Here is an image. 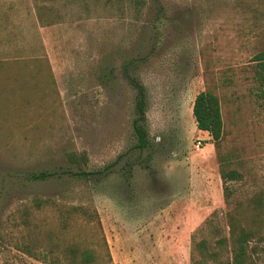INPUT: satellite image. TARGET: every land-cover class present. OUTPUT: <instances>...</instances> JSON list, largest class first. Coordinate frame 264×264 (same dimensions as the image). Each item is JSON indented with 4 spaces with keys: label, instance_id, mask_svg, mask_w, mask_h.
<instances>
[{
    "label": "rangeland",
    "instance_id": "rangeland-1",
    "mask_svg": "<svg viewBox=\"0 0 264 264\" xmlns=\"http://www.w3.org/2000/svg\"><path fill=\"white\" fill-rule=\"evenodd\" d=\"M263 45L264 0H0V264H46L17 251L5 225L34 197L49 203L34 216L39 236L89 248L99 264L104 247L112 264H190L191 235L210 239L198 229L213 212L227 232L220 163L240 174L228 186L242 223L259 200L264 235V98L252 78ZM201 91L219 101L217 148L191 114ZM41 171L55 175L27 179ZM56 207L94 221L63 228ZM248 247L264 264V239Z\"/></svg>",
    "mask_w": 264,
    "mask_h": 264
},
{
    "label": "trees",
    "instance_id": "trees-1",
    "mask_svg": "<svg viewBox=\"0 0 264 264\" xmlns=\"http://www.w3.org/2000/svg\"><path fill=\"white\" fill-rule=\"evenodd\" d=\"M252 62V78L257 85V96L264 98V45L253 55ZM131 87L136 93V118L132 123L133 134L136 138L135 148L144 149L147 145L146 132L140 124L143 121L145 106L144 88L136 81L131 83ZM191 114L196 129L205 132L209 138L208 141L217 148L222 136V120L217 96L210 91L198 92L192 102ZM65 158L68 164L75 166H79L80 161L84 160L74 153L65 154ZM218 173L226 209L223 218L227 232L226 235L223 234L214 225L215 213L213 212L209 218L204 220V226L198 229L201 235L204 229H209L211 231L210 239L203 236L196 239L195 234L191 235L190 264H253L252 252L254 249L248 247L249 243L252 239H255L257 243L264 239V235H261L257 229L263 214L260 202L256 199L251 201V205L244 210L248 212L249 221L243 220L242 223V219H240L241 206L231 204L232 190L228 186L230 182L237 181L240 174L234 169H225L222 163L219 165ZM64 174L74 177L85 176V173L79 170L65 172ZM54 175L53 172L41 171L30 173L27 179L44 181ZM48 204L47 200L34 197L31 199L29 206H23L18 211L17 217L12 216L6 220L5 225L7 224L6 227H9V231L17 234L16 236H9V239L13 242L12 246L28 257L46 264H99L96 255L89 248H81L71 241L54 244L52 240L58 241V239L51 232L45 233L44 238H47L49 243L43 247L44 238L39 236L42 230L40 227L41 221L37 219L33 222V220L36 213H42ZM54 212L58 220L63 222L61 224L63 228L67 223L66 220L71 218H80L86 223L94 221V215L83 207H71L63 211L56 207ZM1 231L5 232L4 227H0ZM101 260L104 264H112L106 247H104Z\"/></svg>",
    "mask_w": 264,
    "mask_h": 264
},
{
    "label": "built area",
    "instance_id": "built-area-1",
    "mask_svg": "<svg viewBox=\"0 0 264 264\" xmlns=\"http://www.w3.org/2000/svg\"><path fill=\"white\" fill-rule=\"evenodd\" d=\"M198 145H199V143L197 142V145H196V147H198Z\"/></svg>",
    "mask_w": 264,
    "mask_h": 264
}]
</instances>
